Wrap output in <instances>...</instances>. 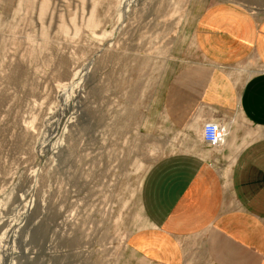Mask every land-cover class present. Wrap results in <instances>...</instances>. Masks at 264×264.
I'll use <instances>...</instances> for the list:
<instances>
[{
    "label": "rangeland",
    "instance_id": "1",
    "mask_svg": "<svg viewBox=\"0 0 264 264\" xmlns=\"http://www.w3.org/2000/svg\"><path fill=\"white\" fill-rule=\"evenodd\" d=\"M211 6L264 14V0H0V264H150L129 239L147 228L146 172L178 149L161 87Z\"/></svg>",
    "mask_w": 264,
    "mask_h": 264
},
{
    "label": "crops",
    "instance_id": "2",
    "mask_svg": "<svg viewBox=\"0 0 264 264\" xmlns=\"http://www.w3.org/2000/svg\"><path fill=\"white\" fill-rule=\"evenodd\" d=\"M193 13L191 51L160 95L178 149L146 172L139 205L147 228L129 247L150 264H264V14ZM207 122L225 127L223 146L202 141Z\"/></svg>",
    "mask_w": 264,
    "mask_h": 264
},
{
    "label": "built area",
    "instance_id": "3",
    "mask_svg": "<svg viewBox=\"0 0 264 264\" xmlns=\"http://www.w3.org/2000/svg\"><path fill=\"white\" fill-rule=\"evenodd\" d=\"M227 131L219 122H207L202 126V141L210 148H219L224 145Z\"/></svg>",
    "mask_w": 264,
    "mask_h": 264
},
{
    "label": "bare ground",
    "instance_id": "4",
    "mask_svg": "<svg viewBox=\"0 0 264 264\" xmlns=\"http://www.w3.org/2000/svg\"><path fill=\"white\" fill-rule=\"evenodd\" d=\"M42 5H43V4H42ZM41 8H42V7H41ZM90 21H91V20H90ZM87 23H88V22H87ZM90 23H91V22H90ZM90 23H89V24H90Z\"/></svg>",
    "mask_w": 264,
    "mask_h": 264
}]
</instances>
